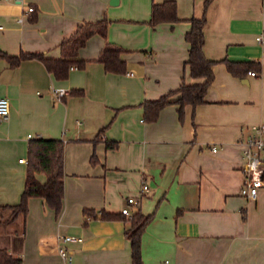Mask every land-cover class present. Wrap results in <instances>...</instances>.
<instances>
[{
	"label": "crops",
	"instance_id": "0c3cea01",
	"mask_svg": "<svg viewBox=\"0 0 264 264\" xmlns=\"http://www.w3.org/2000/svg\"><path fill=\"white\" fill-rule=\"evenodd\" d=\"M167 1L180 21L150 25L152 6ZM206 1L0 0V98L10 102L0 119V250L22 264H133L126 230L141 212L152 217L142 234L143 264H264V187L255 200L241 195L238 145L264 124V43L257 41L264 0H211L205 10ZM204 17V54L215 62L205 103L182 114L170 104L149 122L146 102L199 82L186 65V35L190 20ZM104 19L106 39L92 36L78 53L83 66H72L65 80L39 58L11 63L31 54L58 60L61 43L81 24ZM107 42L125 51L126 73L98 61ZM224 61L257 67L234 75ZM52 89L68 95L56 101ZM36 138L65 144L62 205L31 198L26 215L13 216ZM144 184L149 190L140 194Z\"/></svg>",
	"mask_w": 264,
	"mask_h": 264
},
{
	"label": "trees",
	"instance_id": "16d2710c",
	"mask_svg": "<svg viewBox=\"0 0 264 264\" xmlns=\"http://www.w3.org/2000/svg\"><path fill=\"white\" fill-rule=\"evenodd\" d=\"M210 1H206L205 10H207ZM179 21L177 5L174 1L152 6L150 25L174 24ZM190 22L192 27L186 35V41L189 44V57L186 65L189 67L191 77L199 82L191 85L182 83L178 90L164 95L157 101L146 102L144 108L149 122L156 121L161 110L170 104L179 105V112L182 114L184 107L188 105L195 108L205 103L206 94L214 80L215 62L208 60L204 54L205 17L201 20L191 19ZM109 23L107 19H104L95 23L81 24L69 39L61 43L62 58L58 60L31 54L11 58V63L13 66H17L25 58H39L44 62L47 70L58 80H65L72 66H83L84 62L78 59V53L87 41L96 34L106 39ZM124 52L122 48L107 42L98 61L103 64L107 72L124 74L126 73V64L121 59ZM224 62L234 75H240L257 67L254 63ZM74 93L80 94L81 91H74ZM108 147L113 148L114 146L110 144ZM64 150L65 144L62 140L36 138L29 141L25 188L20 203L9 207L13 216L26 215L28 201L31 198H42L53 209L61 207L65 193ZM39 175H44L46 180L42 182ZM86 214L89 213L86 212ZM101 217L115 218L116 215H102ZM151 219V216L137 212L129 221L126 237L131 244L133 264H143L142 234ZM0 264H22V259L3 249L0 250Z\"/></svg>",
	"mask_w": 264,
	"mask_h": 264
},
{
	"label": "built area",
	"instance_id": "2783aa9c",
	"mask_svg": "<svg viewBox=\"0 0 264 264\" xmlns=\"http://www.w3.org/2000/svg\"><path fill=\"white\" fill-rule=\"evenodd\" d=\"M13 2L14 0H6ZM34 12V8L29 9V13ZM259 43H264V33L257 37ZM72 70L75 67L71 68ZM132 75V74H129ZM252 76H257L255 72L251 73ZM53 97L56 101H61L68 95L65 89H52ZM10 114V102L6 98H0V119H7ZM238 145L242 148V155L244 159L243 171L245 173V181L241 190V195L248 200H255L259 190L264 187V124L251 127V134L245 139L238 142ZM216 149L214 148V151ZM20 160V163H23ZM148 185H143L140 194L148 192ZM129 204L136 203V197L128 198ZM122 214L130 216L128 208L122 210ZM60 242H82L81 238L73 236H61ZM59 254L68 258L67 252L63 247H59Z\"/></svg>",
	"mask_w": 264,
	"mask_h": 264
},
{
	"label": "water",
	"instance_id": "95a60500",
	"mask_svg": "<svg viewBox=\"0 0 264 264\" xmlns=\"http://www.w3.org/2000/svg\"><path fill=\"white\" fill-rule=\"evenodd\" d=\"M118 3H119V0H111L112 5H118Z\"/></svg>",
	"mask_w": 264,
	"mask_h": 264
}]
</instances>
